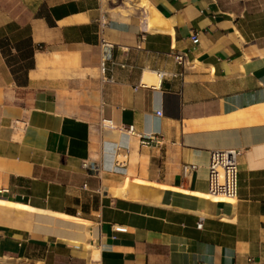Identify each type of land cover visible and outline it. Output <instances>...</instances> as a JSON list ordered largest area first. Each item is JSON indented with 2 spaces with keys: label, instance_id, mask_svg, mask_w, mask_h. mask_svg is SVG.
<instances>
[{
  "label": "crops",
  "instance_id": "0c3cea01",
  "mask_svg": "<svg viewBox=\"0 0 264 264\" xmlns=\"http://www.w3.org/2000/svg\"><path fill=\"white\" fill-rule=\"evenodd\" d=\"M146 1L0 0V264H264V0Z\"/></svg>",
  "mask_w": 264,
  "mask_h": 264
},
{
  "label": "built area",
  "instance_id": "2783aa9c",
  "mask_svg": "<svg viewBox=\"0 0 264 264\" xmlns=\"http://www.w3.org/2000/svg\"><path fill=\"white\" fill-rule=\"evenodd\" d=\"M193 41L197 42V33L193 36ZM114 42L104 36L100 38V47L102 50V70H105V63L111 58V52L114 48ZM178 62L186 61L185 53H176ZM162 75L163 73L160 72ZM128 134H137L133 125L124 127ZM165 143V137L159 132H152L148 135H140V144L143 146H160ZM243 150L241 148L216 149L210 152L208 165V193L210 196H216L220 199L234 200L238 196V171L239 157ZM83 165L88 167L87 162ZM94 170H99L97 165H93Z\"/></svg>",
  "mask_w": 264,
  "mask_h": 264
},
{
  "label": "bare ground",
  "instance_id": "6f19581e",
  "mask_svg": "<svg viewBox=\"0 0 264 264\" xmlns=\"http://www.w3.org/2000/svg\"><path fill=\"white\" fill-rule=\"evenodd\" d=\"M148 6L147 1H143V3L139 4V6ZM142 8V7H141ZM140 10V9H139ZM148 11V10H147ZM152 12V11H151ZM150 13V12H149ZM149 17V16H148ZM149 23L152 27L159 26L158 20H157V15L151 14L149 17ZM160 74V73H159ZM161 75V74H160ZM143 81L146 84H151V83H157L159 81V76L155 72H146ZM128 179V178H127ZM143 181V180H142ZM163 186V185H162ZM169 187V186H167ZM126 188V187H125ZM208 196V195H207ZM210 196V195H209ZM213 198H218L216 196H212ZM211 198V197H210ZM220 199V198H219ZM227 201V200H226Z\"/></svg>",
  "mask_w": 264,
  "mask_h": 264
},
{
  "label": "rangeland",
  "instance_id": "374dc122",
  "mask_svg": "<svg viewBox=\"0 0 264 264\" xmlns=\"http://www.w3.org/2000/svg\"><path fill=\"white\" fill-rule=\"evenodd\" d=\"M143 1H145V0H130L131 3H133L134 5H138V6H139V4L143 3ZM143 7H145V6H143Z\"/></svg>",
  "mask_w": 264,
  "mask_h": 264
}]
</instances>
